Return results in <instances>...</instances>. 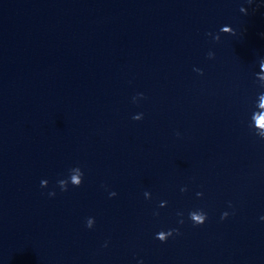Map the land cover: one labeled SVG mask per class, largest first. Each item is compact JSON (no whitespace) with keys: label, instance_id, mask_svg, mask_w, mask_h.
I'll return each mask as SVG.
<instances>
[{"label":"water","instance_id":"95a60500","mask_svg":"<svg viewBox=\"0 0 264 264\" xmlns=\"http://www.w3.org/2000/svg\"><path fill=\"white\" fill-rule=\"evenodd\" d=\"M261 60L264 0H0V264H264Z\"/></svg>","mask_w":264,"mask_h":264},{"label":"clouds","instance_id":"9594fccd","mask_svg":"<svg viewBox=\"0 0 264 264\" xmlns=\"http://www.w3.org/2000/svg\"><path fill=\"white\" fill-rule=\"evenodd\" d=\"M252 0H249V3H251ZM240 11L242 13H246V9L244 8H241ZM220 32L222 33H225V34H234L233 33V29L228 27V26H224V27H221L220 28ZM208 35H212L211 33H208ZM214 40H219V35H215L213 37ZM212 53L209 52L208 53V57L209 58H212ZM264 65V60H261L260 61V65ZM195 71H200L198 69H194ZM202 74V72H201ZM257 79H258V74H257ZM259 80V79H258ZM260 81V80H259ZM261 82V81H260ZM261 86H264V82H261ZM141 97L143 94H139ZM260 96H264V94H260ZM135 100V97L133 98ZM142 113L141 114H137V115H134L132 117L133 120H140L142 119ZM259 123V122H258ZM250 127H253L254 130H255V133L257 136H259L261 139H264V132H261V131H257L256 130V127H254L252 124H250ZM82 176H83V173L81 172L80 168L79 167H76V168H72L70 169V175L68 177V179H61V180H58L57 181V184L60 188L61 191H67V185L70 183L73 187H79L82 183ZM47 181L46 180H41L40 182V186L41 187H46L47 186ZM187 189L186 188H181L180 191L181 192H185ZM49 196H54L55 195V192H49L48 193ZM116 193L115 192H110L109 193V196L110 197H113L115 196ZM197 197H200L202 195V193H199L197 192L196 193ZM144 196L146 199L149 198L150 194L146 191L144 193ZM166 201H161L160 204H159V207H165L166 206ZM154 215H158V212H155ZM178 216H182L183 214L178 212L177 213ZM228 216V213L227 212H224L221 214V220L225 219L226 217ZM188 217L189 219L191 220V222L193 223L194 226L196 225H201L205 222V220L207 219V214L204 213L203 211H200V210H196V211H190L188 213ZM261 219H264V217H261ZM183 219L179 220L178 223L180 224H183ZM93 224H94V219L93 218H88L87 221H86V227L87 228H92L93 227ZM176 234V235H179V230L178 229H168L167 231L165 230H161L159 231L158 233H156L155 235V239L159 240L161 243H164L167 241V239L171 236H173V234ZM106 246V245H105ZM140 264H142V262H140Z\"/></svg>","mask_w":264,"mask_h":264}]
</instances>
